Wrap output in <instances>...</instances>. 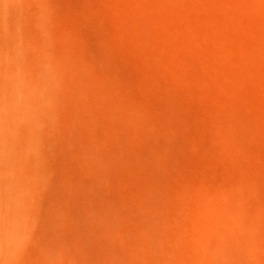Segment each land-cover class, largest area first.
Wrapping results in <instances>:
<instances>
[{
	"label": "bare ground",
	"instance_id": "1",
	"mask_svg": "<svg viewBox=\"0 0 264 264\" xmlns=\"http://www.w3.org/2000/svg\"><path fill=\"white\" fill-rule=\"evenodd\" d=\"M82 1L27 0L37 20L0 0V264H264L263 99L240 88L253 72L202 98L227 34L156 13L200 0ZM105 18L123 40L96 36ZM252 26L251 69L264 16Z\"/></svg>",
	"mask_w": 264,
	"mask_h": 264
},
{
	"label": "rangeland",
	"instance_id": "2",
	"mask_svg": "<svg viewBox=\"0 0 264 264\" xmlns=\"http://www.w3.org/2000/svg\"><path fill=\"white\" fill-rule=\"evenodd\" d=\"M24 2V10L23 11H25L24 12V14L25 15H30L31 16V18H33V19H37L38 20V18H39V13H38V10H37V8L36 7H34L33 6V9H32V11H30L31 9V7H32V4H30V3H28L27 2V0H23ZM26 1V2H25ZM61 3L64 1V0H59ZM67 1V2H66ZM66 1H64V3H62V5H65V2L66 3H68V1L69 0H66ZM70 1H72L73 2V0H70ZM76 1H78V0H76ZM82 1V0H81ZM80 0H79V2H81ZM108 1V0H107ZM106 0H105V2H107ZM110 1V5H111V0H109ZM187 1V0H186ZM189 1V0H188ZM187 1V2H188ZM190 1H192V2H194V0H190ZM199 1V0H198ZM206 1V0H205ZM205 1L204 0H200V2H197V0H195V2H197V3H200V4H198V5H201L202 7H197V9L196 8H194V7H183L182 9L181 8H179V11L177 12V13H173V12H164V11H161V9H160V11H159V9H158V12H156L157 14H159L162 18L163 17H165V18H167V16L168 17H170V18H172V19H174V21L172 22V23H174V24H176V22H178V23H180L179 22V17L180 18H187V19H191V20H199V21H203L205 24H207V25H209L210 24V22H211V24H213V23H216L218 26H219V28H221V30H222V33H226L227 35H226V40H223L224 42H222V50L220 51V57H221V65L219 66L220 67V69H219V72H216V74H215V76H218V77H215V78H213V76H208V75H205V74H203L204 76V78L202 79V91H203V94H202V98H204L203 100V102H204V104H207V102H208V100L209 101H211V99H208V100H206L207 99V97H206V94H204V93H211V91L213 92L214 91V89H215V95L218 93H220V92H222V94H224V95H222L221 93V95H219V97L221 98V96H222V98H223V96H226V95H228V94H230L231 92H229L228 94L226 93V89H225V87L223 86L225 83H231L232 85L233 84H236V82H238L237 81V79L238 78H236L235 76H234V73L235 72H240V73H242V72H244V73H247V71H250V72H253L251 75L249 74V73H247V74H249V76H250V78H249V82H247V83H245L244 85L245 86H243V85H241V87H240V85L238 86V87H240V88H242L241 90L243 91L244 90V88L245 89H248L249 90V93L250 94H248V96L251 98V100L254 98L255 100L253 101V104L255 105V108H256V105L257 106H259V107H257V108H261L260 107V103L262 102V99H263V104H264V97H263V92L261 93V89H259L257 86H259L258 85V82H262L263 84H264V66L262 65V63H261V61H260V63H259V65H257V66H255V68L253 67L252 69H251V67L248 65V64H245V59H244V57H246V53L248 52L247 51V49H248V40H252L253 38L256 40V39H258V35L256 34L255 35V30H254V28H253V22H254V20L256 19V18H262L264 15H263V12H261L260 11V8L259 7H255L256 6V4H257V0H217V2L218 1H222V2H218V4H217V2L216 3H214L215 5H214V7L216 6V8H214V7H212V4H210L211 5V7H210V9H209V7H204V6H206L207 5V3H208V0H207V2H206V5L204 4H202L201 2H204L205 3ZM229 1H231V4H229L230 2ZM83 3L85 2V1H82ZM228 2V3H227ZM75 3V2H74ZM82 3V4H83ZM108 3V2H107ZM112 3H114V2H112ZM189 3V2H188ZM197 3H191V4H193V5H195V7L197 6ZM237 3H239V4H237ZM27 4V5H26ZM76 4V3H75ZM80 5H81V3H79ZM78 4V5H79ZM109 4V3H108ZM67 5V4H66ZM65 5V6H66ZM77 5V4H76ZM115 5V4H114ZM219 6V8H217L218 6ZM27 8H28V10H27ZM82 8V7H81ZM112 8H114V9H117L116 7H112ZM178 8V7H177ZM186 8H187V10H186ZM189 8H191L190 9V11H189ZM193 8V9H192ZM206 8H208V9H206ZM212 8H213V10H212ZM110 9H111V7H110ZM181 9V10H180ZM184 9V10H183ZM216 9H217V11H218V13H217V11H216ZM163 10H165L164 8H163ZM166 11H167V9H166ZM176 10H174V12H175ZM28 12V13H27ZM30 12H32L31 14H29ZM190 13V14H188V13ZM198 12V13H197ZM253 12H254V14H253ZM166 13V14H165ZM179 13H180V15H179ZM181 13H182V15H181ZM194 13H196V15H197V17H196V15L194 14ZM32 14H34V15H32ZM168 14V15H167ZM164 15V16H163ZM179 17H178V16ZM192 15V16H191ZM207 15H208V18H206L207 17ZM36 16V17H35ZM182 16V17H181ZM187 16V17H186ZM256 16V17H255ZM35 17V18H34ZM101 17L102 18H104L105 16H102V15H99L98 16V18H100L101 19ZM160 17V18H161ZM175 17H177V18H175ZM196 17V18H195ZM22 18V17H21ZM165 18H163V19H165ZM169 18V19H170ZM182 18V19H183ZM224 18V19H223ZM227 18V19H226ZM252 18H253V20H252ZM107 18H105V20H106ZM168 19V18H167ZM211 19V20H210ZM207 20V21H206ZM101 21V25L104 23V25H105V22H106V28L104 29L105 30V32L107 33H105L104 31V33H99V32H101L102 31V29L104 28V26L103 27H100L97 23V25H95L96 27H98L99 26V28H101V31H99V30H95V29H99V28H95V29H93L94 31H95V33H96V36L97 37H99L100 39H105V37L109 34V36L108 37H110V33L112 34V37H115V36H118V34L121 36V39L123 40V35L118 31V32H116V31H114V30H112V29H115V26L114 25H110V23H109V26H108V19L106 20V21H104V20H100ZM100 21H98V22H100ZM103 21V22H102ZM112 21V20H111ZM171 21V20H170ZM208 21H209V23H208ZM215 21H218V23L217 22H215ZM227 21V22H226ZM250 21V22H249ZM171 23V24H172ZM177 23V24H178ZM244 25H246V26H244ZM111 26V27H110ZM108 27V28H107ZM252 28V29H251ZM88 29V28H87ZM108 29V30H107ZM248 29V30H247ZM88 30H91V28H89ZM93 31V32H94ZM109 31V32H108ZM112 31V32H111ZM251 31V32H250ZM164 32H168V31H164ZM252 32H254V33H252ZM95 33H94V35H95ZM115 33V34H114ZM118 33V34H117ZM168 33H170V32H168ZM167 33V34H168ZM224 33V34H225ZM251 33V34H250ZM166 34V35H167ZM99 35V36H98ZM105 35V36H104ZM113 35H115V36H113ZM255 35V36H254ZM169 36H170V38H171V34H168V38H169ZM257 37V38H256ZM250 38V39H249ZM229 42V43H228ZM228 47V48H227ZM230 48V49H229ZM236 50V51H235ZM225 51V52H224ZM136 51H134V55H135V57H137V54L135 53ZM234 53V54H233ZM131 55V57H129V58H133V59H131V61L132 62H134V63H136V61H137V65H139L140 63H138L141 59L139 58V57H141L139 54H138V56L139 57H137L136 59H134L135 57H134V55L131 53L130 54ZM120 56H122V54H120ZM119 55H118V58L120 57ZM117 58V59H118ZM121 58V61H122V57H120ZM140 59V60H139ZM120 59H118V61H119ZM135 60V61H134ZM120 61V62H121ZM258 62H259V60H257ZM258 62H256V63H258ZM256 63L255 64H253V65H256ZM245 65H248V66H246V69H245ZM250 67V68H249ZM249 68V69H248ZM258 70V72H256ZM260 70H262V71H260ZM227 71V72H226ZM165 72V74L167 73V71H164ZM259 75H258V74ZM246 74V75H247ZM169 75V77L168 78H170V77H175V76H170L171 74H168ZM261 75V76H260ZM167 76V75H166ZM220 76V77H219ZM257 76V77H256ZM262 76H263V78H262ZM234 77H235V79H234ZM247 77H248V75H247ZM253 77H255V78H253ZM213 78V79H212ZM218 78V79H217ZM174 79H176V80H178L177 78H174ZM258 79H260V80H258ZM165 80V79H164ZM171 81H167V82H171L172 83V85H171V88L172 89H175V87H176V84H175V82H176V80H172V78L170 79ZM211 80V81H210ZM228 80V81H227ZM236 80V81H235ZM251 80H254L253 82H252V85H251ZM174 82V85H175V87L173 88V82ZM205 81V82H204ZM207 81V82H206ZM210 83H209V82ZM216 81H218V82H216ZM235 81V82H234ZM178 82V81H177ZM180 82V81H179ZM223 82V83H222ZM162 83V82H161ZM170 83V84H171ZM208 83V84H207ZM218 83H221V84H219L218 85ZM240 83V82H239ZM163 84H164V82H163ZM170 84L168 85V86H170ZM179 84H182L181 82L179 83ZM212 85V86H210V85ZM236 84V85H237ZM247 84V85H246ZM165 85V84H164ZM183 85V84H182ZM236 85L235 86H232L233 87V92H234V90H235V92L236 91H238L239 89H237L236 88ZM255 85H257V86H255ZM167 85H166V88L168 87ZM179 86H181V85H179ZM186 86V85H185ZM248 86V87H247ZM261 86V85H260ZM259 86V87H260ZM164 87V86H163ZM181 87H184V85L183 86H181ZM188 87V86H187ZM207 88V89H205V88ZM211 87V88H210ZM216 87V88H215ZM237 89H235V88ZM255 87L257 88V91H256V89H255ZM168 88H170V87H168ZM170 88V89H171ZM178 88V87H177ZM213 88V89H212ZM180 89V88H179ZM224 89V90H223ZM182 90H184L183 88H182ZM206 90V91H205ZM247 90V91H248ZM205 91V92H204ZM240 91V90H239ZM258 91H260V94L258 93ZM217 92V93H216ZM246 92V91H245ZM244 92V93H245ZM254 92V93H253ZM256 92V93H255ZM226 93V94H225ZM241 94L243 93V92H240ZM247 93V92H246ZM233 95L235 94V93H232ZM231 95V94H230ZM255 95V96H254ZM259 95V96H258ZM218 96V95H217ZM205 97H206V99H205ZM219 97H216V98H218V99H220ZM261 97V98H260ZM256 99H258V100H256ZM259 99H261L260 101H259ZM206 101V102H205ZM197 103V102H196ZM195 103V104H196ZM194 104V103H193ZM208 104H210L209 102H208ZM211 104H213V103H211ZM210 104V105H211ZM262 104V109H261V111L263 112L264 111V105ZM210 105H202V106H206V107H209ZM196 106V105H195ZM212 106V105H211ZM263 114H264V112H263ZM264 126V124H262L261 125V128ZM195 157V158H194ZM193 157V159H197V162H199V163H197L196 164V166H198L199 167V169H200V171H202L204 174H205V176H206V179H208L209 177L208 176H210V179L211 180H213V175H212V173H210V175H209V173H207V171L209 170H207V166H206V164L205 163H203L202 162V159H200L199 158V160H198V156H194ZM197 157V158H196ZM194 161V160H193ZM205 162V161H204ZM257 164H259V161H253L252 162V164H255V166L257 165ZM195 162H192V164H194ZM200 163H202L201 165H200ZM204 164V165H203ZM261 164V163H260ZM260 164L259 165H257V167H259L260 166ZM202 165H203V167H202ZM263 165H264V163L263 164H261V166L259 167L261 170L262 169H264V167H263ZM197 167V168H198ZM262 167V168H261ZM219 170H221L222 171V169H219ZM223 172H224V169H223ZM262 173L264 174V170L262 171ZM210 179H209V181H210ZM260 196H261V199H263L264 200V192L263 191H261V193H260Z\"/></svg>",
	"mask_w": 264,
	"mask_h": 264
}]
</instances>
